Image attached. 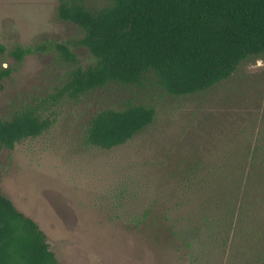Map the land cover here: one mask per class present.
Instances as JSON below:
<instances>
[{"label":"trees","instance_id":"1","mask_svg":"<svg viewBox=\"0 0 264 264\" xmlns=\"http://www.w3.org/2000/svg\"><path fill=\"white\" fill-rule=\"evenodd\" d=\"M57 16L78 25L79 44L96 59L85 67L60 44L73 64L58 96L76 99L110 85L154 86L174 97L218 89L226 99L254 103L236 116L230 132L218 133L211 153L179 157L171 174L176 199L161 209L147 207L144 217L163 214L161 223L200 264H264V85L239 74L243 63L264 56V0H108L102 7L60 0ZM32 52L19 46L12 54L20 61ZM9 74L0 70V79ZM157 112V103L136 95L103 106L90 119L86 141L122 145L153 125ZM50 124L43 107L26 103L9 117L0 115V146L14 148ZM175 208L185 216L171 220ZM227 246L232 254L225 260ZM0 264H61L46 232L1 185Z\"/></svg>","mask_w":264,"mask_h":264},{"label":"rangeland","instance_id":"2","mask_svg":"<svg viewBox=\"0 0 264 264\" xmlns=\"http://www.w3.org/2000/svg\"><path fill=\"white\" fill-rule=\"evenodd\" d=\"M87 1L93 7L108 2ZM59 3L0 0V70L10 71L0 79V115L30 103L43 107L51 121L41 135L14 148L0 146L3 194L39 223L61 264H200L161 223L163 214L144 217V211L174 202L171 174L179 157L211 153L218 133L230 132L240 121L236 116L254 103L226 99L218 89L174 97L154 86L110 85L76 99L58 96L73 64L60 44L70 46L85 67L96 60L79 44L78 25L58 18ZM19 46L34 52L19 61L12 54ZM239 74L264 85V56L243 63ZM133 95L157 103L155 123L116 147L88 143L92 115ZM185 214L175 208L168 215L174 220ZM231 254L227 246L225 260Z\"/></svg>","mask_w":264,"mask_h":264}]
</instances>
